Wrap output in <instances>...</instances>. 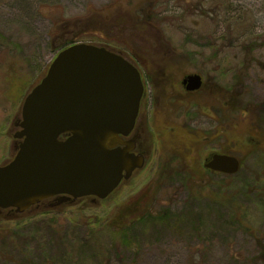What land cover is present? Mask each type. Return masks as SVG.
I'll return each instance as SVG.
<instances>
[{
	"label": "rangeland",
	"instance_id": "374dc122",
	"mask_svg": "<svg viewBox=\"0 0 264 264\" xmlns=\"http://www.w3.org/2000/svg\"><path fill=\"white\" fill-rule=\"evenodd\" d=\"M109 1L0 0V164L15 156L24 99L56 54L52 36L63 28H54L91 8L123 5L128 37L121 42L113 29L101 28L95 37L86 30L78 40L112 39L117 44L111 45L133 57L168 54L167 69L177 79L209 73L222 96L206 92L172 108L165 103L161 112L149 108L151 147L145 166L107 198L53 208L45 202L22 214L0 210V225L13 229L0 246V264H48L50 258L52 264H264V0ZM144 20L150 26H143ZM101 34L108 39L103 42ZM155 62L164 61L150 62V68ZM216 152L239 158L240 170H206V160ZM145 190L151 213L168 212L167 217L172 212L175 218H166L164 226L147 222L135 239L125 238L135 241L128 248L107 228L99 233L105 244L101 261L83 250L89 227L113 223L118 210ZM230 195L232 205L226 203ZM179 213L189 214L190 222L177 220Z\"/></svg>",
	"mask_w": 264,
	"mask_h": 264
},
{
	"label": "water",
	"instance_id": "95a60500",
	"mask_svg": "<svg viewBox=\"0 0 264 264\" xmlns=\"http://www.w3.org/2000/svg\"><path fill=\"white\" fill-rule=\"evenodd\" d=\"M187 89L201 86L187 76ZM144 91L138 69L105 46L75 43L59 52L26 95L14 134L16 154L0 164V210L22 214L52 196L107 198L146 156L114 148L133 129ZM204 166L236 174L239 158L213 153Z\"/></svg>",
	"mask_w": 264,
	"mask_h": 264
},
{
	"label": "flooded vegetation",
	"instance_id": "af4514ba",
	"mask_svg": "<svg viewBox=\"0 0 264 264\" xmlns=\"http://www.w3.org/2000/svg\"><path fill=\"white\" fill-rule=\"evenodd\" d=\"M109 2H111V0ZM127 15H128V10H125L123 8V5L114 4V7H113L111 6V4H109L108 8H105L103 11H100V10L98 11V10L91 8L89 13L83 17L79 16L78 18L77 17L70 18V19H67L61 22L60 25H57L54 28V30H60L61 28H63L60 34L56 36H52L51 48L55 50L56 52V54H54L55 56L53 60L56 58V56L59 54L60 51L67 48L68 46H71L75 43H91L90 41L89 42L80 41L77 38L79 37V34H82V33L85 34L86 30L89 31L88 34L92 38V37H95L98 29H101V28L102 29L103 28L113 29L115 35L119 34L116 38H119V41L122 42L124 38H126L124 37V35L128 37L127 33H129L130 31L128 27L129 25H128ZM145 19L148 20V18H145ZM147 20H144L141 22V24L145 27H147L148 25L150 26V23ZM73 24L76 27L73 26V28H70L71 27L70 25H73ZM79 27L80 28L82 27L81 28L82 31L76 32L75 29ZM64 29H66V31ZM136 29H138L139 31L141 30L139 29V27ZM144 36L145 35L142 34L139 37H144ZM100 37L103 40V42L104 40L108 39L105 37V34H101ZM139 37H138V40H139ZM109 40L105 41V43H92V44L105 46L111 51H114L117 54L122 55L126 60L132 63L138 69L140 73V77L142 79L143 87H144V91H143V94L140 100V106H139V111H138L135 125L132 131L127 136L122 137L123 143L121 145L115 146L114 148L121 147L123 149H127L130 153H133L134 155H138V156L144 155L146 156V159H147L148 152H150L149 149L151 147L150 145L151 137L147 133L148 125H149L148 124L149 108H151L154 105L157 108V110L161 112V108H163L165 103H168L169 105H171V108H172L177 105L179 100H181L183 103H186L185 99L187 98H191V99H194V98L196 99L197 97L203 98V95H206V92L211 96H213L214 93L216 92L218 98H221L222 91H221L220 84L217 81H215V79L212 78L213 76L210 77L209 73L206 74L208 78H206V76L203 73H191V74L200 75L202 83L198 89L189 90L187 89L188 83H186L185 80L187 76L190 74H183L180 79H177V75H175L173 72H169L170 70L167 69V65H168L167 59H164L165 58L164 56H167L168 54L161 55V54H156V53H145L143 55L133 57L131 55H128L125 51L120 50L116 46L111 45L113 43L114 44H117V43L113 42L112 39H109ZM137 44L140 45L139 41H137ZM156 60L157 61L163 60L164 62L163 63L155 62L153 64L154 66L153 69L150 68V65H151L150 62H154ZM49 66L46 69V73L48 71ZM178 83L180 84V86H178ZM180 89H184L185 91L184 95H182V93L180 92ZM223 109H224V105H223L222 99L218 100V109H217L218 112L220 113V111H222ZM154 118L160 119V118H157L156 115H154ZM139 170L138 169L134 170L130 178H132V176ZM206 170L213 171L208 168H206ZM213 172H216V171H213ZM130 178L122 179L119 186L122 185L124 182L129 181ZM84 198H92V200H96V197L94 196L74 198L73 196L64 193V194L55 195L46 200H43L41 203L37 204L36 206H40L41 204L45 202H49V205L52 208L60 206V205H64V204L72 205V204H75L77 201L84 199ZM36 206H33V207H36Z\"/></svg>",
	"mask_w": 264,
	"mask_h": 264
},
{
	"label": "trees",
	"instance_id": "16d2710c",
	"mask_svg": "<svg viewBox=\"0 0 264 264\" xmlns=\"http://www.w3.org/2000/svg\"><path fill=\"white\" fill-rule=\"evenodd\" d=\"M148 197L149 196L147 195V192L145 190L140 196L133 199V201L131 203L126 204L120 210H118L116 217H114L112 220L113 223H111L110 220H109L110 222L106 221V223L100 229H98L99 225L94 226V227L93 226L89 227L90 230L88 231L87 236L84 238V241H82L80 244L82 246L83 250L89 251V253L91 252L93 255H95V259L98 260V258H99L101 261L102 251H103L102 245L104 243L102 241V238L99 236V233L105 232V230L107 228H109V227L112 228V230H109V231L112 232L114 236H116L115 234H117V235L120 234V238L124 239L123 241H121L122 246L128 248V246H131V244L135 241H132V240H131V242L125 241V238L133 237V239H135L139 232L143 233V231H145V229L147 228V225H148L147 222H152V223L156 224L157 221H161L162 223L158 222L157 224H162V226H164L165 224L163 225V221L167 224V221L165 220L166 218H169V219L175 218L174 217L175 214L170 212V211H169L170 215L167 217H165L163 215L169 214L168 212H166L164 214H162V213H158V214L151 213V211L146 206V204H147L146 201L148 200ZM231 197H232V195H230L228 197L229 200L227 199L226 203H229L232 205L234 203L232 202ZM195 199L196 198L192 197L191 201H194ZM211 202L212 203H210L209 205L217 203V201H211ZM218 203L221 204L220 201H218ZM233 207H235V206H233ZM184 215H185L184 213L183 214L182 213L177 214V220H180V218H183L185 220V223H188V221L190 222V220L188 219L189 214L185 215V217H183ZM198 215L200 217V216H202V213H200ZM194 217H195V214H193V218L191 219V223H192L193 227H194V223H193ZM232 218H233V220H235V218H236L235 214H232ZM12 232H13L12 228L10 229L7 226L0 225V246H1V244H3L2 241L6 240L5 239L6 236L10 237ZM125 232H126V235L123 234ZM136 241H137V239H136ZM116 250H117L116 246H113L112 252L117 254ZM103 258L106 259V255L104 253H103ZM44 262H45V260H44ZM52 262H54V260L52 258H50V260H47L48 264H52Z\"/></svg>",
	"mask_w": 264,
	"mask_h": 264
}]
</instances>
